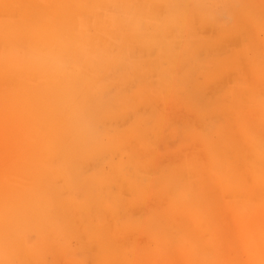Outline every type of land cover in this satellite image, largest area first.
Masks as SVG:
<instances>
[{"label":"bare ground","instance_id":"obj_1","mask_svg":"<svg viewBox=\"0 0 264 264\" xmlns=\"http://www.w3.org/2000/svg\"><path fill=\"white\" fill-rule=\"evenodd\" d=\"M259 28L262 0H0V264H264Z\"/></svg>","mask_w":264,"mask_h":264},{"label":"rangeland","instance_id":"obj_2","mask_svg":"<svg viewBox=\"0 0 264 264\" xmlns=\"http://www.w3.org/2000/svg\"><path fill=\"white\" fill-rule=\"evenodd\" d=\"M262 4L264 5V0H262ZM253 9L254 10H260L259 9V7H256V6H254L253 7ZM260 30L257 32V34H256V40H257V42L261 45L262 44V46L264 47V30L263 29H261V28H259ZM260 47V46H259ZM260 49L261 50H264V48H261L260 47ZM262 55H263V53L261 54V57H262ZM131 112L133 113V108L131 109ZM131 119H132V117H131V115H130V118L129 119H126V118H122V119H116V120H113V121H111L112 123H114V124H117V125H119V126H123L126 122H129V121H131ZM133 120V119H132ZM7 121V120H6ZM3 127H4V129L6 130L5 132H7V126H6V124L5 125H3ZM2 150H1V147H0V152H1ZM3 162H4V157L2 158V161H0V169L5 165V164H3ZM153 165L155 166L154 168H153ZM153 165H150L149 166V168L148 169H150L149 171H151L152 173L155 171V172H157L158 171V169H156V168H158V163H153ZM152 166V167H151ZM157 166V167H156ZM153 169H156V170H153ZM154 172V173H155ZM129 240L127 239V237H124V236H122V237H120L119 238V242H120V244H122L124 247H127V248H129V247H131V243L130 242H128ZM150 264H152V262L150 263ZM166 264H168V262H166Z\"/></svg>","mask_w":264,"mask_h":264}]
</instances>
